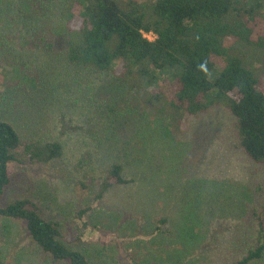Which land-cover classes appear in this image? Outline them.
I'll list each match as a JSON object with an SVG mask.
<instances>
[{"label":"rangeland","instance_id":"rangeland-1","mask_svg":"<svg viewBox=\"0 0 264 264\" xmlns=\"http://www.w3.org/2000/svg\"><path fill=\"white\" fill-rule=\"evenodd\" d=\"M17 3L0 0V55L2 45L60 21L62 0L45 17L25 21L15 12ZM14 48L12 58L36 87L5 92L0 119L22 140L57 141L63 152L50 162L15 165L2 205L28 198L43 217L60 223L59 240L90 264H235L256 243L251 210L264 201V167L236 147L235 119L225 107H213L178 131L151 108L110 115L106 104L127 96V83L75 69L63 50ZM168 72H157L156 82L168 80ZM111 163L129 182L97 198ZM0 257L68 264L53 262L19 219H0ZM249 264H264V257Z\"/></svg>","mask_w":264,"mask_h":264},{"label":"trees","instance_id":"trees-1","mask_svg":"<svg viewBox=\"0 0 264 264\" xmlns=\"http://www.w3.org/2000/svg\"><path fill=\"white\" fill-rule=\"evenodd\" d=\"M54 2L18 0L15 12L24 21L45 17ZM59 8L56 25L2 45L0 101L15 86L36 87L24 65L12 58L14 46L46 53L63 50L75 69L97 80L111 77L127 83L128 95L106 104L110 115L126 108H151L169 117L178 131L189 120L223 106L235 119L236 147L249 162L264 167V0H62ZM150 33L152 40L144 36ZM165 70L170 77L158 84L156 73ZM62 152L57 141L22 140L0 119V219L21 220L53 262L90 264L82 252L59 240L60 223L43 217L28 198L2 205L15 165L50 162ZM128 182L121 166L111 163L96 197ZM251 212L256 243L249 244L235 264L264 257V201ZM0 264L16 263L0 257Z\"/></svg>","mask_w":264,"mask_h":264},{"label":"built area","instance_id":"built-area-1","mask_svg":"<svg viewBox=\"0 0 264 264\" xmlns=\"http://www.w3.org/2000/svg\"><path fill=\"white\" fill-rule=\"evenodd\" d=\"M145 36V35H144Z\"/></svg>","mask_w":264,"mask_h":264},{"label":"clouds","instance_id":"clouds-1","mask_svg":"<svg viewBox=\"0 0 264 264\" xmlns=\"http://www.w3.org/2000/svg\"><path fill=\"white\" fill-rule=\"evenodd\" d=\"M203 67V66H202Z\"/></svg>","mask_w":264,"mask_h":264}]
</instances>
